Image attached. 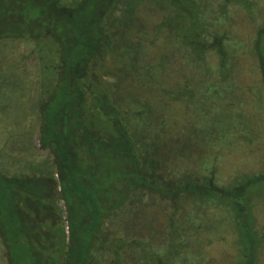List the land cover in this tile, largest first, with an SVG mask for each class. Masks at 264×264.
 Returning a JSON list of instances; mask_svg holds the SVG:
<instances>
[{
	"label": "rangeland",
	"instance_id": "rangeland-1",
	"mask_svg": "<svg viewBox=\"0 0 264 264\" xmlns=\"http://www.w3.org/2000/svg\"><path fill=\"white\" fill-rule=\"evenodd\" d=\"M46 2L0 0V30L37 35L36 40L26 35L0 39V173L7 177L19 172L30 174V163L40 164L51 158L38 141L41 98L42 106L48 102L46 109L51 114L58 113L47 122L44 140L55 132L53 127L58 131L64 124L73 127V113L66 116L67 108L63 106L85 107L88 99L94 103L97 98L96 105L103 111L112 110L123 124L126 109L132 111L141 102L148 104L147 124L136 126L131 116L126 123L134 140L141 138L135 142L136 149L139 154L149 155L147 168L152 176L146 184L132 164L133 158L122 152L125 143L108 144L104 137L96 140L101 147L97 156L111 155L112 165L119 168L113 171L114 179H109L95 167L91 175L99 179L97 186L92 188L79 180L66 191L73 212L72 223L69 220V227L63 231L59 228H64L66 220L59 227L54 222L59 220L54 214L56 209L65 207L63 200L55 202L53 213L41 207L30 210L37 224L31 230L27 220L23 222L26 226L18 218L11 220L13 208L23 203L19 202L20 193L13 196L11 189L0 188V194L4 193L0 221L7 224L4 244L0 235V264H8L4 245L9 237L16 245L12 255L17 263L33 264L32 245V251H42L45 256L48 250L44 246L56 242L62 247L69 235L73 240L69 247L57 249L68 251V264H80L81 257L83 264L104 259H110V264H264V181L246 190L240 198L242 204H234L228 194L205 204L202 194L185 191L212 166L225 191L239 182L242 174L243 181L246 175L264 174V118L256 102L264 85V32L258 30L264 22V0H132L130 12H125L124 2H118L109 12L117 19L113 30L106 29L112 33L115 45L112 43L111 49L107 47L88 64L94 80H102L106 86L85 91L86 101L80 105L68 83L74 65L85 69L87 60L75 61L74 54L83 52L87 57L96 36L103 33L101 38L106 37L97 23L105 11V5L97 2L104 1L59 0V10L50 13L53 23L49 24H45L47 15L41 13L51 10V3ZM80 2L83 7L76 8ZM62 6L68 8L63 16ZM36 18L42 22L41 27L35 26ZM203 20L207 25L200 36L211 46L205 48L199 60L185 39ZM219 49L224 50L223 59L232 62L223 73L219 71ZM49 50L53 53L48 54ZM57 50H61L60 58L59 53L56 57ZM39 61L46 66L45 73L40 71ZM194 61H200L198 67ZM207 63L211 68L202 65ZM209 83H219L216 93L207 89ZM232 97L242 102L236 100L232 107L228 103ZM233 109L246 116L237 121L235 132L230 129L232 124H227ZM98 121L97 127L101 128L105 121ZM247 127L251 132L246 131ZM220 131L221 138L217 137ZM116 138L123 140L122 136L111 139ZM89 139L86 147L91 143ZM138 185L152 190L130 188ZM123 188L125 200L120 204ZM202 212L211 218L207 231L198 224ZM63 214L67 215L65 209ZM98 220L104 226L95 231ZM96 232L97 239L87 250L85 243ZM57 251L52 252L57 255ZM36 257L38 264L46 261L45 257Z\"/></svg>",
	"mask_w": 264,
	"mask_h": 264
},
{
	"label": "trees",
	"instance_id": "trees-1",
	"mask_svg": "<svg viewBox=\"0 0 264 264\" xmlns=\"http://www.w3.org/2000/svg\"><path fill=\"white\" fill-rule=\"evenodd\" d=\"M103 1H104L103 3L97 2V4L101 3V4L105 5V7H104L105 11H103V12L100 11V12H102V15H104V16H100L97 19L98 22L96 20L95 21L97 23H99V27L101 30H103V31L105 30V32H106V29L109 30L111 28L110 29V32H111V30H113V23H116L117 19L114 20L113 15L110 14L109 12H111L113 10V8L118 4V2L119 3L124 2L126 5L125 12H130V9L132 7V0H103ZM46 3H48V4L51 3V6H50L51 10L50 9L49 10L44 9L41 13L44 16L47 15V16H45V17H47V21L45 22V24L46 23L49 24L53 20V17L50 16V13H52L56 10H59L57 8V6L60 2H59V0H47ZM75 7L76 8H78V7L82 8L83 2H80V4H78ZM63 11L64 12L68 11L67 6H62V16L64 15ZM70 11H73V8H71ZM70 11L68 13L69 15L71 14ZM105 13H109V15L105 16ZM178 13L179 12H175V15H177ZM57 17H59V16H56L55 18H57ZM172 17L173 16H170L168 18V21ZM36 19H37V21L35 22L36 23L35 26L41 27L42 22L38 21L39 18H36ZM76 19L78 21V18H76ZM203 21H205V20H203ZM88 22L90 25L94 24L93 21H91L90 19L88 20ZM0 24H1V22H0ZM86 24H87V21H86ZM206 25H207L206 21L205 22L200 21L197 25H195L193 27V32L190 33L187 36V38L185 39V43H186L187 47L190 46L191 53L196 55V57L199 58V60L202 59V57H203L202 52L205 50V48L211 46L210 43H207L205 41V39L201 38V36H200ZM262 25H260V27L261 26L262 27L258 29V30H260V32H262V31L264 32V22L262 23ZM188 27H191V24H189ZM0 28H1V26H0ZM29 30H31V27H29ZM15 33H17V34H15ZM111 34L112 33L106 32V33H104V35H106V37H103V38H101V35H103V33L97 35L96 36V44H94V46H92V49L90 50L87 57L84 56L83 52L82 53L79 52L77 54H74V56L76 57L75 61H84V59L87 60V61H84L85 66H86L85 69H84V67L81 69L78 66L74 65V68L72 69V75H71L72 77L70 78V81L68 83L71 86L70 90L77 93L75 96L77 98H75V100H76V103L78 105H80L86 101V98L84 96L85 91H92V90H96L98 88H104V85L106 86V84L102 80H99V79L94 80L93 75H92V71H91L92 69L90 68V70H89L88 64L92 59L94 60V58H97L99 55H101L104 50H107L106 49L107 47H108V49L112 48V43L114 44V40L112 39ZM25 35L27 36L28 39H31V40L37 39V35L35 34V32H31V31H30V33L25 34L22 31L19 33L18 31L8 32V31L0 30V39L3 37L18 38V37L25 36ZM50 52H51V54L53 53L52 50H49L48 54ZM218 52L220 53V58L222 60V61H219V71L223 73V71L226 70V67H230V65H232V62L231 61H225L223 59V58H225L224 57V50L219 49ZM58 53H59V58H60L61 50L56 51V57H57ZM260 55H262V52L260 53ZM194 62H195V66L198 67L200 61H194ZM39 65L41 67L40 71L42 73H45L46 66L41 65V61H39ZM202 65L207 66L208 69L211 68V65L208 63L202 64ZM261 65H263L262 67L264 68V61H261ZM87 74H88V76H87ZM263 74H264V71H263ZM85 75L87 76L86 79L84 78ZM218 84L219 83H209L207 89L212 91L213 93H216V90L218 89V86H217ZM173 96L179 97V95L175 94V93ZM189 96L190 95L188 94V97L186 98L187 102H190L191 98ZM98 97L101 98V95H98ZM218 99H220L219 96H218ZM41 100H42V98H41ZM48 100H49V98H48ZM229 100L230 101H228V103L232 107H233V104L235 103L236 100H237V102H240V103L242 102V100H239L237 98L233 99V97L229 98ZM40 101H39V106H38V108H39L38 109L39 121H40L39 126H38V130H39L38 141L40 144L39 146L48 149V151L50 152V154L52 156H51V158H47V159L42 160L40 162V164L34 163V162L30 163L33 165V169L30 170L31 171L30 174H22L19 172L18 175H11V176L7 177L4 174L0 173V188L7 187V189L9 188V190L11 189L13 196L18 195L20 193L19 202H21V201L23 202L22 204L20 203V204L16 205V207L13 208L12 214L14 215V217H12L11 220L18 218V220H20L22 223L21 225H23V226L27 225V224H23V222H25L27 220L29 229L34 230V228L37 226V224H36V222H33V220H32L33 218L30 215V210H33V209L37 210V207H41L43 209L48 210L49 213L51 211L53 213V212H55L52 210V209H54L53 205L55 204V202H57V200H63L65 207L63 209H60V208L56 209V213H54V214L57 215L59 220L54 221V222L56 224L58 223V227H59V223H61L62 220H66V223L63 221L64 228H62V229H61V227L59 228L62 231H63V229L66 230L69 227V220L72 223V218H71L72 213L71 212H73L72 209L70 208V206H72V204H70L69 196L66 194V191L69 188H73V186L78 184L79 180H82V182L91 185L92 188L97 186L99 183L98 182L99 179L97 177L94 178L91 175V171L94 170L95 167H99L102 170L99 172H104V175H109L108 176L109 179H114L113 173L116 172V169L119 168V167H114L112 165L114 162V159L111 158L112 157L111 155H109V157H106V158H102V157L97 156V152H100V150H98V149H100L101 147H100V142L96 141V140H98V139L104 140L101 137H104L105 140L108 141L107 142L108 144L109 143L113 144L114 141H116L118 145L125 143V146L122 148V152L123 153H124V151L127 152V154L130 155V158H133V162H135V163H132V164L135 166L137 173L140 175V177L142 176L145 178L146 184L148 183V181H146V180L152 176V173L147 168L148 165L151 163V159L148 157L149 155L139 154L138 150L136 149L135 144L137 143V140H138V142H140L139 139H141V138H137L135 141L134 138L129 133L130 129L128 128V125H127V123L129 124V121H128L129 116H131V118L133 117L132 119L134 120L136 126H138L139 124H141V125L147 124L146 122H149V119L147 118L148 116L146 114V111L148 110L149 107H148V104L146 102H141L140 103L141 105L134 106L135 108L132 111H129V110L127 111V109L124 111L125 115L122 118L124 119L125 124H123V122L119 119V117H117L115 114L111 113L112 110L107 109L106 111L105 110L103 111V109L100 105H96V104H99L97 98L94 100V103L89 102V99H88L87 100L88 101L87 106H85V107L83 105L82 106H74V107L71 106L73 108L68 107V106L67 107L63 106V108H67V110H64V111H67V113L65 114L66 116L70 115L69 113H73V117H72L73 127L70 129V127H67L64 124V127L60 128V131H58L56 129V127H53L52 130H55V132L53 131L50 139L44 140L43 134L46 133V131H47V128H46L48 125L47 122H49V121L52 122L53 117H54V113L55 114H58V113L53 112L51 114L46 109L48 102L45 103L46 104L45 106H42L43 100H42V102H40ZM256 102L258 103L259 108L262 109V116L264 118V85H263V93L258 94ZM113 106H115V105L113 104ZM68 108L71 109L73 112L71 110H69ZM98 108H100V109H98ZM111 108L114 109L115 107H111ZM53 111H54V109H53ZM230 114L232 115V118L227 124H232V128L234 127L233 129L230 128L232 131H234V132L238 131L237 126H239L238 125L239 122H237V121H240V119H243L246 116L243 114V112L239 111L238 109L237 110L233 109V111ZM56 117H58V116H56ZM56 117H55V119H56ZM101 119H104L105 124L102 123L101 124L102 127L100 128L97 126H99L98 124H100L98 120H101ZM162 120H164V119H162ZM49 127L52 128L51 123L49 124ZM115 130L118 131L117 134H115ZM246 131L251 132L248 127L246 128ZM222 132L223 131H220L219 134L217 133L218 134L217 137L221 138ZM241 134L243 135L246 133L241 132ZM116 136H122L123 140L121 141V138L111 139V138L116 137ZM89 137H90L89 141H91V143H88V145L86 147L85 142L87 143L86 140H88ZM71 140L74 141L73 144H71ZM93 143L95 144V147L92 146ZM148 147H150L149 144H148ZM116 159H117V157H116ZM130 162H132L131 159H130ZM51 165H52V168L50 167ZM128 165L129 164H127L126 168H128ZM117 166H118V160H117ZM122 167H123V165H122ZM122 167H120V168H122ZM213 168H214V166L210 167L209 169L206 168V171L207 170L208 171L206 174H203L200 177L199 182H194V186H192L191 188H187L188 190L187 189L185 190V191H189L190 193L191 192H195V193L197 192V193L202 194V197H204L203 200H206L205 204L206 203L212 204L213 201L215 202V200L220 199V197H224V194H228V197L231 200H233L234 204L236 202H237V204H239V203L242 204L240 198L243 199L242 195L246 194L245 193L246 190L250 189L252 186L255 187V185H257V183L259 181H264V174H261V173H257L251 177H247V175H246L245 181H243V177L245 175L242 174L240 176V178L237 179V181L239 180V182H237V183L235 182L233 184V187L230 190L228 189V191H225L224 187L220 185V183L223 184V182L218 181L220 178L217 177V174H216L217 171L213 170ZM17 173L18 172H15V174H17ZM186 183H189V182H186ZM149 184H150V182H149ZM189 184L193 185L192 182ZM152 186H153V181H152ZM130 188L131 189L132 188H143V191L144 190H150V191L152 190V189H150V187L145 186V185H140L139 187L132 186ZM121 193H122V196L120 199L121 200L120 204H122L123 201L125 200L124 188H123ZM3 194L4 193L0 194V201L1 202H3L1 199V196ZM76 206H78V205H76ZM64 209H65V212L67 214L65 217L63 214ZM57 210H59L61 212V214ZM239 211L242 213L243 210L239 207ZM234 212H235V210H234ZM236 213H237V211H236ZM236 213H235V216H236ZM208 219L211 220L210 217L206 218L204 216V212H202L201 219H200L201 222L198 224H200L205 231H207V229L211 228L210 223H208L209 222ZM97 223H98V225H96L95 231L96 230L98 231L99 229H101L104 226L103 223L101 224L99 222V220ZM5 226H4V222L1 220L0 221V235L2 238L3 244H4V238H5V236L3 235ZM211 231H212V229H211ZM96 234H97V232L95 233L92 240L88 241V244L85 243V247L87 248V250L90 249L91 245H93L95 240L97 239ZM212 234H214V233H212ZM209 236L208 237L210 239L212 236L211 235H209ZM9 238H7V242L4 245L5 249H6L5 251L7 253L8 260H9L8 264H18L17 258L13 257V255H12L16 251L15 242H13V237H11L10 240H9ZM67 240H68V243H66V244H65V240L62 241V247H59V245L56 244V242L50 243V245H48V246H44L43 248L48 250V252H45V254L47 256L46 255L44 256L42 251H38V250L32 251V249H34V246L32 245L31 246V252L35 257V259L33 260V264H38L37 263V257H36L37 255L41 258L45 257L46 261L44 262V264H68V260H67L68 256H69L68 251L66 249H64L62 251H57V249L58 250L61 248L63 249V246L69 247V244L73 241L72 237L69 235ZM175 247H176L175 245L172 246L173 249ZM178 247H179V245H178ZM180 247H182V244L180 245ZM176 249L177 248H175V250ZM52 251H57L58 254L56 255ZM41 255H43L44 257H42ZM82 260H83V257H81L79 259L80 264H83ZM108 260H110V259H107V260L104 259V261L94 262L93 264H101L102 262H104L106 264H110L109 263L110 261H108ZM111 263L114 264V262H111ZM20 264H29V263L23 262ZM90 264H92V263H90Z\"/></svg>",
	"mask_w": 264,
	"mask_h": 264
}]
</instances>
